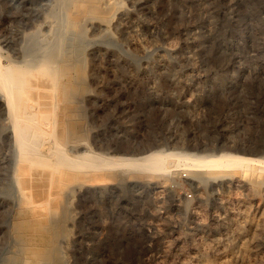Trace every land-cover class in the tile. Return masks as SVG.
<instances>
[{
	"label": "rangeland",
	"instance_id": "rangeland-1",
	"mask_svg": "<svg viewBox=\"0 0 264 264\" xmlns=\"http://www.w3.org/2000/svg\"><path fill=\"white\" fill-rule=\"evenodd\" d=\"M44 46L55 79L24 108L39 114L51 164L20 162L0 93V264H260L261 163L195 170L200 183L184 167L110 169L84 153L240 150L263 162L264 0H0V55L21 63ZM55 144L91 166L67 168Z\"/></svg>",
	"mask_w": 264,
	"mask_h": 264
},
{
	"label": "bare ground",
	"instance_id": "bare-ground-1",
	"mask_svg": "<svg viewBox=\"0 0 264 264\" xmlns=\"http://www.w3.org/2000/svg\"><path fill=\"white\" fill-rule=\"evenodd\" d=\"M55 37L51 36L50 39L55 38ZM59 39L60 38H58L57 41ZM53 40H55V39H53ZM48 45H49V43H48ZM58 45H59V43H58ZM45 47L46 46H44V48L41 50H39L40 49L39 48L38 49L39 52H37V55L35 54L33 59H31L29 57L30 60H26L27 57L26 58L24 57L25 60H23V62H21V63L11 64L13 62L9 61V57L7 59L6 57H3L2 55H0V93H1L2 97L4 98L7 112L9 114V117H11V120H12L11 121L12 123H10V125L13 124L12 133H13L14 143H15L14 145L17 147L20 162L23 163L21 161V159L23 160L24 158H26L25 162L28 165L38 164L39 160H42V161L44 160L45 163L48 164L50 162L49 159H50L51 155L52 156L54 155L53 153L48 155V156H46L42 153L38 154V152H37V146H38V142H39L38 141V133H40L38 131H39L40 126H41L40 122L38 121V117H39L38 115L39 114L34 110L29 111V110L24 108L25 98L32 95L31 92H33L34 89H36L35 87L39 86L42 83L46 84L47 86H51L52 83L54 82V79H55L54 75H55V71H56L55 70L56 64L54 62L55 57H53L52 53H50L49 50L45 49ZM54 56H55V54H54ZM57 77H58V75H57ZM43 91H45V89H43ZM47 91L49 92V90H47ZM53 99H54V97H53ZM47 101L49 102V100H47ZM30 105H28V106L31 108L32 105L31 106ZM55 109H51V110H55ZM44 111H46V110H44ZM51 116H52V114H51ZM45 121L46 120H44V122ZM52 125H53V123H52ZM50 133H53V132H50ZM46 140H47V138H46ZM54 141H55V139H54ZM47 142H48V140H47ZM55 149L59 150L58 153L56 152L57 156L55 158H58V161H63L66 164H67V161H69L68 164L71 163L72 168L74 166H75V168H79L80 166H78V165H81V164L84 165V163H86L85 161L88 162V160L92 157V155H95L94 157H97L101 161L106 160V161H104V162H106L105 163L106 166H104V167H108L110 169L115 168V167L118 168V166L119 167H125L126 166L128 168H134L135 170L142 171V172H155V173L161 172L162 173L165 171L168 172L170 170V168H172V167H174L176 169H178L180 167H184L185 169L190 171L191 176H196L198 182H200V183L203 182L204 180H206V175H201V174L198 175L197 173H194L195 170H209L210 175L213 178L219 177L221 175V172L223 170H227V169H234L236 171V174H241L242 172H245L244 175H246V172L252 171L251 169L253 168V166L257 162H259V163H261L259 169H260V171L264 172V161L261 162L262 160L259 161L260 158L257 159V158L250 156L252 153L250 155H248L247 152L240 151V150H237V151L219 150L216 153L200 154L197 152L167 151L164 149L156 148V149H147L144 151H139V152L132 153V154L130 153V154H125V155H116V156L107 157L105 155H100L99 153H96L93 150L89 149L88 151H85L86 153H84V155L88 156V157L91 156V157H89V159L87 157L86 160L81 157L84 160L83 161L84 163L82 161H81L82 162L81 163L80 162L81 159L79 158V156H76L75 158H71V157H68L67 155H65L64 152L60 151V146H58V144H55ZM74 155H76V154H74ZM96 155H99V156H96ZM53 159L54 158H52V162L57 161V159L56 160H53ZM93 159H95V158H93ZM93 159H91L92 164H94ZM98 159H97V162H98ZM46 161H48V163ZM174 161H176V162H174ZM63 162H61V163L63 164ZM89 162L87 165H90ZM100 163L102 164V162H100ZM100 163H98V164H100ZM174 163H177V164L174 165ZM20 164L18 166V169L20 167ZM49 164H51V163H49ZM66 164H64V165H66ZM68 164L66 165L67 168H68ZM98 164H95V165L97 167L101 166V165L98 166ZM55 165H57V163L54 164V166ZM58 166H60V165L58 164ZM66 166H64V167H66ZM76 166H78V167H76ZM92 167L94 168L93 165H92ZM50 168H52V167L50 166ZM101 168H103V165ZM256 169H257V167H256ZM232 172H234V171H232ZM254 175H255V173H254ZM257 178H259V177H257ZM47 201H48V199H47ZM48 203H49V201H48ZM259 257H260V255H259ZM259 261H260V264H264V258L263 257L261 260L259 259Z\"/></svg>",
	"mask_w": 264,
	"mask_h": 264
},
{
	"label": "built area",
	"instance_id": "built-area-1",
	"mask_svg": "<svg viewBox=\"0 0 264 264\" xmlns=\"http://www.w3.org/2000/svg\"><path fill=\"white\" fill-rule=\"evenodd\" d=\"M186 178H187V173L183 171L181 174V181L185 180ZM172 187H176V189L184 193V195L187 196V198H192V195H193L192 189L181 186V184H178L177 186H172Z\"/></svg>",
	"mask_w": 264,
	"mask_h": 264
}]
</instances>
